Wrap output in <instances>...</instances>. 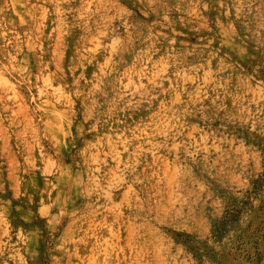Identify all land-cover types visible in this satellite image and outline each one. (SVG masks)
I'll list each match as a JSON object with an SVG mask.
<instances>
[{"label":"rangeland","instance_id":"obj_1","mask_svg":"<svg viewBox=\"0 0 264 264\" xmlns=\"http://www.w3.org/2000/svg\"><path fill=\"white\" fill-rule=\"evenodd\" d=\"M0 264H264V0H0Z\"/></svg>","mask_w":264,"mask_h":264}]
</instances>
